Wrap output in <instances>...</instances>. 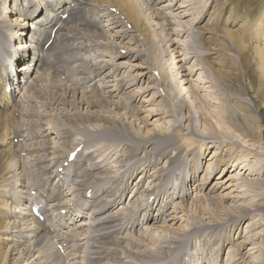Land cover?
I'll return each mask as SVG.
<instances>
[{
  "label": "bare ground",
  "instance_id": "1",
  "mask_svg": "<svg viewBox=\"0 0 264 264\" xmlns=\"http://www.w3.org/2000/svg\"><path fill=\"white\" fill-rule=\"evenodd\" d=\"M162 1L166 0H0V264H102L108 254L119 259V248L127 234L152 222L149 230L157 227L168 238L155 251H133L138 260L146 259L148 264V259L156 261V253H170L176 244L184 243V252L191 233L195 237L208 231L205 232L207 241L210 230L227 225V218L237 221L260 216L264 221V197L257 200L251 197L237 206H230L224 203L228 198L226 194L227 197L221 200L210 194L222 183L220 181L205 193V185L200 183L194 197L204 203V210L216 204L225 215H211L213 219L198 221L192 212L197 209L194 197L189 199V193L183 191L185 177L184 184L179 186L178 200L173 201V208L170 207L166 214L171 223H163L150 215L152 211L157 214L160 209L159 201L150 204V198L146 200L147 208L148 204L152 207L145 219L144 215L138 219L136 208L128 216L119 212L126 200L124 190L127 185L123 182L121 188L114 189L115 177L110 181V176L106 175L108 163L97 160L95 150L89 146L95 141L105 140L104 148H96L97 154L101 155L108 153L114 142L124 144L123 155L126 157L134 151L142 156L145 152L152 153L154 165L147 168L152 163L149 162L139 174H149L156 190L162 180L159 173L164 171L160 155L170 163H178L181 157L188 158L196 172L208 153L212 160L204 171V178L217 168L223 173L233 166L230 172L236 169L248 171L228 177L234 187L245 186L240 194L245 195L249 186L264 187V178L259 177L264 174V140L258 137L262 131L260 115L254 110L242 75L236 84L229 80L235 72L243 74L248 61H255L259 81L264 83V10L253 20L242 19V30L234 29L236 21L229 18L225 0H207L212 3L208 8L213 10L205 9L204 26L208 29H204L199 24L202 18L197 20L200 17L196 11L198 2L173 0L166 7H160ZM176 3L178 6L174 8ZM189 13L190 22L185 19ZM176 23L179 27L172 29ZM174 34L176 37L181 35L183 47L172 37ZM156 44H160L162 53L151 52ZM186 58L199 63L197 70L200 72L195 79L192 76L197 70L192 75L194 64L188 69ZM125 60L131 61L126 71L132 81L128 89L134 87L127 92L131 105L124 103V96H119L129 81L125 76L117 78L128 66ZM18 62L21 63L19 67L16 66ZM106 71H110L109 77ZM140 80L146 82L145 88L135 86ZM207 83L210 86H205ZM215 86L225 95V104L230 106L232 114L218 109L213 96H205L209 91L204 88ZM150 89L156 92L151 99H146L144 94ZM103 91L108 95L101 94ZM156 94H159V102L154 99ZM140 97L142 99L137 102ZM144 103H151L153 108L146 110ZM143 112L147 113V119L143 121L146 128L142 129L136 123L142 118L136 119L133 113ZM151 114L158 117L151 121ZM229 115L240 117L247 130L232 122ZM50 123L52 127H49ZM33 129L44 133L27 132ZM62 131L64 138H58L57 134ZM41 136L43 146L51 151V163L54 159L59 160L58 169L44 170L41 179L26 177L22 158L38 151L22 150L19 154L17 144L31 143ZM14 138H17L16 144ZM247 141L251 143L246 144ZM141 146L146 147L144 152L135 149ZM71 152L75 155L69 159ZM251 172L257 174L256 177H250ZM130 174L136 178L137 169ZM144 176L138 182L136 179V184L141 183ZM34 204L39 207L37 216L31 210ZM120 218L126 219L127 224L120 223ZM177 222L179 224L174 226ZM178 227L182 229L178 230ZM227 227L223 226L224 229ZM124 233L126 236L122 237ZM114 235L117 238L112 237ZM228 235L226 241L231 244ZM84 236L86 243L90 241L95 245L90 246V243V247H85L84 244L80 250L79 240L82 239L79 238ZM111 237L113 239H109ZM139 237L144 238L142 234ZM220 240L218 247L214 246L216 248L209 253L214 255L207 260L208 264H218L224 246ZM57 244L61 245L62 253ZM107 245L113 247L109 252ZM82 257L85 258L83 261ZM247 263L254 264L252 260ZM259 263L264 264V259Z\"/></svg>",
  "mask_w": 264,
  "mask_h": 264
},
{
  "label": "rangeland",
  "instance_id": "2",
  "mask_svg": "<svg viewBox=\"0 0 264 264\" xmlns=\"http://www.w3.org/2000/svg\"><path fill=\"white\" fill-rule=\"evenodd\" d=\"M171 1H173V0L162 1L159 4V6L160 7H166V5L169 4ZM263 1L264 0H225V2H226L225 5H226V9H227L226 11H227V13L230 16L229 18L233 19L234 22L236 21L235 22L236 23V26L235 27H232V28H234V29L237 28V29L242 30V25H240L241 22H242L241 21L242 19H244V18H248L249 19L250 18L251 20H253L259 14H261V10H262V12L264 10V7H263L264 2ZM193 2H195V3L198 2L197 6H196V11L198 12V14H199L200 17L197 18V20H199L200 18H202V21L200 23L199 22L198 23L201 24V26L204 29H208L207 27L204 26V21H205L204 15L207 14V13H205V9H207L210 6L212 7V3H209V1L207 2V0H194ZM205 3H207L206 6H205ZM184 4L186 5L187 3H184ZM32 5H33V3H32ZM32 5H30V7ZM176 6H178L177 3L174 4V8H176ZM211 10H213V9H209L208 8V12H210ZM40 11L42 12V9ZM190 13L188 14L187 17H185V19H189V22L192 20L190 18V15H191ZM212 15H213V13L211 12L210 13V17H212ZM214 20H215V18H214ZM212 23H214V21H212ZM177 24L178 23H176L175 25H173L172 26L173 27L172 29H177L179 27ZM28 30H29V28H28ZM238 32L239 31H237V33ZM179 36L176 37V35L174 34L172 37L173 38L175 37L176 40L179 41V44H181V46L183 47L184 45L182 43V37H181V35H179ZM235 40H238V38H235ZM224 49H226V48H224ZM157 50H158L159 53H162L160 44H156L153 48H151V52L152 53L155 52V51H157ZM123 52L124 51H122V53ZM16 60H17V58L15 59V61ZM125 61L127 62V65H128L126 67L127 69L125 68V70L123 69L122 71H120L121 73L123 71L125 73L123 72L122 73L123 76L120 74L117 78H119V77L124 78V76H125V79H129L127 72H128V70L130 68V64L129 63L131 61H129V62L127 60H125ZM192 61H193V63H191ZM248 62H249V65L246 67V71H244L243 74H241L242 72L240 74H236V72H235V74L233 76H231L229 78V80H231L232 83L236 84L237 80L241 79V75H242V78H244V81L246 83V87H247V90L249 92V95L251 96V98H252V100L254 102V110L256 111V113H258L260 115V122H261V130L262 131H261V134H258V137H260L261 139L264 140V94H263L264 93V85H263L264 83L262 84L260 82L261 79H260V74L258 72L259 70L256 67V62L255 61H248ZM185 63H186V67L188 69H191V65L194 64V67L195 68L193 69L194 71L192 72V75L195 73V69L197 70L199 68V63H197L196 60H191V61L188 60L187 61V58H186ZM20 65H21L20 62H18L16 64V66H18V67ZM199 72H200V69L196 71V73L192 76V79H195V77H197V75H198ZM111 73H112V71H111ZM105 74L109 77L110 76V71H106ZM113 75L116 76L117 74H114L113 73ZM257 78H259V79H257ZM61 79L64 80L63 77H61ZM142 79H144V78H142ZM205 80L206 79L204 78V81ZM257 81H259V82L257 83ZM130 83H132V81H130V79H129V81H126V84H127L126 87L124 86V89L122 90V93H120V95L118 94L121 97L124 96V103L125 104L128 103L129 105H131V102H129L130 100L128 99V93L131 91V89L134 88V87H130L128 89V86H129ZM261 84H262V86H261ZM139 85L142 86V88H145L146 82L140 80L135 86H139ZM205 86H210V84L207 83ZM204 89L206 91H209L208 94L205 95V96H213V99L212 100L216 103V104L215 103L214 104L216 105V107L218 109H221V110H223L224 112H226L228 114H232V111L230 110L231 109L230 106H228V105L225 104V102H227L226 101V97L221 92V90L219 89V87H216L215 86L214 88L212 87V88H204ZM258 89H259V91H258ZM154 91H155L154 89H150L147 93L144 94L145 98L146 99H151ZM29 94L31 96L32 93L30 92ZM101 94L108 95L106 91H103ZM154 96H155L154 99H156V101L159 102V99H158L159 94H156ZM112 99H117V98H112ZM141 99H142L141 97L139 99L137 98L136 101L137 102H140ZM64 102H65V105H67V100L64 101ZM217 102H219V103H217ZM23 103L25 105V102H23ZM144 104H145L144 106H145L146 110L148 109L147 107L153 108L152 106H150L151 103H144ZM66 108H63V109H66ZM145 108L143 110H145ZM133 115H135V118L136 119L142 118L140 120V122H136V123H138L140 126H142L141 127L142 129L143 128H146V126L143 125V121L145 119H147V116H146L147 113L146 112H143V113H133ZM15 116H17V114H15ZM26 117L29 118L28 115H26ZM150 117H152L150 120L153 121L154 119H156L158 117V115L157 114L156 115L155 114H151ZM229 118L231 119L232 122H234L235 124H237L240 128H242L244 130H247V129H245L246 127H245V125H243V121H242V119L240 117L239 118H234V116H233V118H232V116L229 115ZM47 119H49V118H47ZM135 121H137V120H135ZM51 124L52 123H50L49 127H52L53 126V124L52 125ZM46 125H48V124H46ZM141 128H139V129L142 130ZM27 132L33 133L34 135H38L40 133H42V134L44 133L43 131H39L38 129H36V130L33 129V130L27 131ZM60 133H61V136H60ZM60 133L57 134V137L58 138H64L65 134H62V133H65V132L62 131ZM77 133L78 132H76L75 134H77ZM80 136L82 137V135H80ZM53 137H54V135H53ZM236 137L240 140V138L238 136H236ZM41 138H43V136H41L39 139H37V140H35V141L31 142V143H26V144L18 143L17 144V149H18L17 151H18L19 154H20V152L22 150L28 151V150L32 149V150H37L38 151V153L35 154V155L28 156L26 158H22L24 160V171H23V174L26 175V177H28V176H35L36 178L41 179V173L44 170H51V169L52 170H55V169H58V165L57 164L59 163V160L54 159L52 161V163H51V161H50L51 151L49 149H46L43 146V143H42V139ZM82 138H84V137H82ZM255 139H257V138H255ZM52 140H54V139H52ZM16 141H17V138H14V143L15 144H16ZM104 141L103 140H101V141H95V142L91 143L92 145L89 144V146H91L90 148L93 151L94 150L96 151V152L94 151V153L98 157L97 160H100L102 162L104 161L103 163H105V164L108 163V166L106 165L108 167V171L106 172V175L107 176H110L109 177L110 178V181H111V177H113V178L115 177V179H114L115 180L114 181V185H112L114 187V189L115 190H118L119 188H121L122 185H123V182H124L125 185H127L126 186V189L124 190L126 192V194H125L126 195L125 203H123L122 206L120 207L122 210L121 209H120V211L118 210L120 213L121 212H122V214L124 213V216L130 215L131 214L130 212L134 211V209L136 208V210L139 211V213H138V219L139 218L141 219L143 217V215H144V219H145V215L149 214V210L152 207L151 205L148 204V208H147L146 200L148 198H150L148 200V202L150 204L151 203L154 204V202L156 203L158 201L160 203L159 206H158V208H160L158 210L159 213L157 211V214H154L155 211L154 212L152 211V212H150V215L152 217H156V218L158 217V219H160L163 223L166 222L167 221L166 214H167V212H169L171 210V208H173V206H174L173 205V201H177L178 200L177 198H178L179 186L182 185L184 177H185L186 183L185 184L183 183V184H184V187L185 186L186 187L183 189V191H187L189 193V195H190L189 199H191V198L194 197V194L197 192V186L200 187L201 184H204L205 185V187H204L205 188L204 189V193H205V192H208L209 188L211 189L213 187L212 185L216 181H220L222 183H220L218 186H216L217 188L216 189L214 188V192L213 193H210V194L214 195L215 198H217L219 200H221V199H223V198H225V197L228 196V198H226V200H224V201H226L224 203L230 204V206L231 205L237 206L240 203H242L243 201H245V200L247 201L251 197H252L253 200H257V199H260V198L264 197V194H262L264 192V189H263L264 187L261 188L259 186H255V187L254 186H252V187L249 186L247 188V190H245V193H246V194L244 193L245 195L240 194L239 193L240 190L242 188L244 189L245 186H243L242 188H239L237 186L234 187L232 185V184H234V182L231 181L230 179H228V177L230 176V174L231 175H235V174H239V173L240 174L241 173L247 174L248 171L239 172V169H236L234 172H230L233 166H230L223 173H222V170L221 169L218 170V168H217V169H215V171H213V173L212 172H209V175H208L207 178H204L203 177V175L205 174L204 171H205V169H207L208 163L212 160V159H210L211 153H208L207 155H205V158H203L202 167L198 171H196V172H194L195 170H193V162L190 159H188V158L181 157L179 160H182V161H179L178 160V163L177 162L170 163L169 161H167L165 159V157H163V156L160 155V157H161L160 158V165L164 167V169H163L164 171H162L161 173H159V177L163 181L162 180L159 181L160 187L156 190V187H155L156 185H154V182L152 181V177H149V174H147L146 176H144V173L143 174L141 173V175L139 174V172H141L145 167H147V164H149V162H151L153 160V154L152 153L145 152L144 156H142V155L136 154L135 151H134V153H132L129 157H126L125 155H123V153L125 151L124 144L123 143H115L114 142V145L113 146H116V147H119V148L116 149V147L114 148L113 146H110V148L112 147L115 150L111 148L112 150L109 149L108 150L109 152L107 151L108 153H105L104 154L102 152V155H101V153H98L97 154V152L99 150L96 149V148L98 146H100V148L101 147L104 148L102 146V143ZM94 143H96V144H94ZM249 143H251V141H247L246 144H249ZM256 144L257 143H255V146H256ZM144 148H146V147H144V146L135 147V149H138L141 152L142 151L144 152ZM160 148H162V147H160ZM103 151H105V149ZM116 152H118V153H116ZM106 154L107 155L110 154L111 156L110 155L107 156ZM114 154L116 156H114ZM104 156H106V157H104ZM100 157L101 158L103 157V160ZM107 157H108V160H107ZM183 159H184V161H183ZM165 162H167V163H165ZM236 163H238V162H236ZM52 165L54 167H52ZM153 165L154 164H153V161H152L151 165H149L147 168H149L150 166H153ZM165 168H167V169H165ZM136 169H137V177L135 178V176L134 175H131L130 173L131 172H134L135 173L136 172ZM185 171H186V174H185ZM168 172H170L171 175H170V173L167 174ZM165 173H166V175H165ZM251 174H250V177H252V178L253 177H256V175H257V174L256 175H253L254 172H251ZM167 175L170 176V177L168 176L170 179H168ZM173 175H175V176H173ZM143 176H144V180H142L141 183L139 182V184H136L141 178L143 179ZM261 176H259V177L260 178H264L263 177L264 174L261 175ZM173 177H174V179H173ZM163 178L166 179V181L169 180L170 182L169 181L166 182ZM175 178H176L177 181L175 180ZM136 179H137V182H135ZM195 179H196V181H195ZM200 180L202 182L204 180V182L202 183ZM173 181H174V183H173ZM160 183H163V184H160ZM131 185H132V187H131ZM112 186H110V187L113 188ZM100 187H101V185H100ZM160 188H161V190H160ZM167 189H169V190H167ZM243 189H242V191H244ZM149 190H151V191H149ZM136 192H137V194L133 198H131V195L135 194ZM158 192H160V193H158ZM168 192H170V193H168ZM31 193L33 194L34 191H31ZM250 193H251V195H249ZM166 194H168V195H166ZM224 194H226L227 196H224ZM153 196L155 198H153ZM242 196H244L245 198L242 197ZM258 196H260V197H258ZM107 198H110V196H107ZM171 198H172V200H171ZM151 199H153V200H151ZM130 201H132V202L135 201L132 206H131V203L132 202H130ZM195 202L197 204V209H196L195 212L194 211H192V212L194 214V218L195 219H198V221L199 220H202L201 218H211V219H213V217H211V215L212 216L213 215H217V216H220V217L223 214L225 215V211H223L221 208H219V206L216 205V204L215 205H210L209 206V210H204L202 208V206L204 205V203L198 201L197 197H194V203ZM144 203H145V205H144ZM161 204L163 206H161ZM160 210H161V212H160ZM253 218L251 220H249L247 218L242 219V220H238L237 219V221L230 218L231 219V222H230V219L227 218L225 220H227L228 223L230 222L229 225H228V223L226 221H224V223L226 222L227 225L226 224L225 225L222 224L221 226L219 225L218 227L212 228V230H210V232L211 231L212 232L211 233L209 232L210 235L207 236V237H210L207 241H206V237H205L206 236V233L205 232L208 233V231H205L204 232L205 234L204 233H199V234H197V236L195 235V237L191 233V234L188 235L190 238L188 237V239H187L188 240L187 243L190 242L189 243L190 246L187 244L188 247H186V249H184V252L182 251V249L184 247V243L182 245H177L176 244L175 247H174L176 249L173 248L172 252H170V253H165L164 252L163 254H157L156 253V257H155V260L156 261H150L149 259L148 260H149V262H151L150 264H152V263L153 264H166V263L173 264V262H174V264H180V263L181 264H208L207 263V260L214 255V254L209 255V253H212L211 250H214L216 247H218L217 246V244H218L217 241L221 239L220 240L221 242H219V243L220 244H224V246L221 247L220 255H219V259H218L219 260L218 261V264H234V263L235 264H249V263H247L249 260L250 261L252 260L254 264H262V263H259V262H261V260L264 259V221L261 220L260 216L259 217L256 216V217H253ZM257 218H259V219L257 220ZM120 219H119V221H121L120 223H124L125 220H126V219L125 220H122V219L120 220ZM254 220H257L256 222H258V223L257 224H256V222L253 223ZM122 221H124V222H122ZM167 222H169V221H167ZM236 222H238V223H236ZM151 223L152 222H150L148 225H146V224L142 225V227H140V229L138 227L137 229H135L133 231V233H131L133 235L127 234L126 239L122 241V245H121L122 247L119 248V250H121V251L118 252V256H120L119 259H118V257L114 258L115 256H112V255H109L108 254V255H106L102 259V261H101L102 264H146L145 263L146 262L145 261L146 259L144 261L138 260V258L135 257L136 254L133 251L134 250H142V249L143 250H146V251H151V250L155 251L161 245H163L165 243V241L167 240V238H168L164 234V232L163 231H160L159 229H157V227L154 230L153 229L149 230V227L150 226H153ZM169 223H171V222H169ZM222 223H223V221H222ZM126 224H127V222L124 223V225H126ZM159 224H160V222L158 223V225ZM178 224L179 223L177 222L174 226H176ZM219 224H221V222ZM181 226H182V224H181ZM223 226H228L229 229H228V227L226 229H224L225 227L223 228ZM147 227H148V229H147ZM179 229H182V227H178V230ZM218 230L220 232H218ZM226 231H228V232H226ZM230 232H231V234H230ZM125 234L126 233H124L122 235V237L123 236H126ZM141 234L144 236V238H140L139 237ZM223 234H225V235L226 234L227 235L229 234L228 237H231L230 238L231 241H232L231 244H227V241H226L227 235L225 236ZM129 236H133V238L132 237L129 238ZM220 236H221V238H218ZM112 237H114V238L116 237L117 238L116 235H114ZM112 237L109 238V239H113ZM191 237H193V238H191ZM77 238H79V237H76V239ZM86 238H87L86 236L79 238V239H82V240H79L80 241V244H79L80 245L79 246L80 247V250H81V247H84L85 246L84 244H86L85 247H87V246L90 247V246L95 245V243H91L90 241H88L87 242L88 244H87L86 243L87 240L85 241ZM200 238L203 239V241ZM105 241H107V240H105ZM208 241L212 242V244L209 242L211 244V246L208 243ZM204 242H206V243H204ZM89 244H90V246H89ZM191 244L192 245L194 244V245L192 246ZM198 244H200V245H198ZM206 244H207V246H210V247L204 246ZM213 244H215V245H213ZM56 246L60 250V252L62 253L63 250L61 248V245L60 244H57ZM214 246H216V247L214 248ZM195 247L197 248V250L195 249ZM205 247L207 249H205ZM112 248L113 247L111 245H107L106 246V251L109 252V251L112 250ZM209 248H210V250H209ZM188 249H190L189 250L190 253L187 251ZM261 253H262V256H260ZM184 254H186V255H184ZM258 256L262 257L261 260L259 259L260 257H258ZM84 257H82L81 260L82 259L84 260L85 259ZM137 257H139V256H137ZM226 259H230V261H227ZM148 260H147V263L149 264ZM51 264H52V262H51ZM67 264H69V263H67Z\"/></svg>",
  "mask_w": 264,
  "mask_h": 264
}]
</instances>
